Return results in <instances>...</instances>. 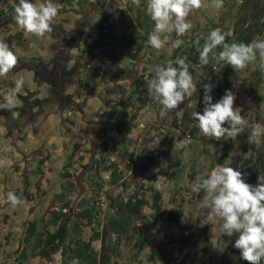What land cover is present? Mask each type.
Returning a JSON list of instances; mask_svg holds the SVG:
<instances>
[{
	"label": "crops",
	"instance_id": "1",
	"mask_svg": "<svg viewBox=\"0 0 264 264\" xmlns=\"http://www.w3.org/2000/svg\"><path fill=\"white\" fill-rule=\"evenodd\" d=\"M53 2L59 9L52 25L53 31L44 38H38L21 31L16 22L10 20L9 8L14 0H0V18H3L0 19V39L18 55L17 66L7 77H0V90L5 89L6 84L14 86L13 81L18 76L25 78L24 89L18 94V106L12 112L0 107V125L4 128L3 136H0V160L4 161L0 166V264H60V251L47 258L39 255L42 232L53 231L56 227L52 223L53 212L67 205L69 214L73 215L83 206V201H90L94 195L93 181L103 182L100 193L112 196L118 193L117 184L109 182V172L94 175L95 160L101 156L99 149L103 150L102 156L110 159L118 158V151L123 152L124 149L133 151L135 155H152L154 150H158L155 165L150 167L145 177L136 176L135 182L153 184L155 189L160 190L166 209L183 199L184 214L193 219L191 228L198 231L202 228L200 215L203 214L202 211L199 213V201L205 194L197 198L192 186L198 175L205 176L213 168L212 153L218 147L215 146L216 140L205 137L196 125L190 126L193 130L191 134L180 136L179 130L170 125L172 117L178 112H169L170 119L161 117L162 106L154 103L152 94L147 91L149 73L172 59L173 49L166 45L157 53L146 44L134 60L124 58L118 52L122 39L129 44L126 51H134L131 43L136 38L147 42L154 28V22L146 12L147 0H140L139 7L132 0ZM246 2L224 0L219 10L206 2L189 15L193 28L185 35L187 38H181L183 44L197 34L207 35L214 28L229 33L231 28L234 29ZM105 13H111L107 22L103 20ZM106 24L108 26L102 28ZM169 35L175 37L174 33ZM71 37L73 40L69 41ZM91 51L103 53V57L92 58L89 56ZM100 57L106 60L104 64ZM82 64H91L92 68L101 66L98 76L92 78L97 91L77 87L74 82L73 79L83 69ZM140 75L146 81L147 101L132 122L131 129L119 134L112 128L119 119L118 115L115 120L109 117L111 105L116 99L110 91L117 92L115 88L119 85V91L129 92ZM260 75L264 77V73ZM28 80L43 83L44 94L39 97V90L30 88ZM101 86L103 89L100 90ZM61 87L62 97H59L57 90ZM27 96L36 100L34 108L29 110L23 105ZM91 97L100 100L107 110L105 114L89 109ZM14 109L17 110L14 112ZM139 122H143L145 127H139ZM55 138L59 139L58 143ZM181 141L186 142V147L179 149L175 145ZM113 146L118 151H111ZM162 149L165 151L161 152ZM76 155L79 160L75 167ZM11 170L14 171L13 178L9 176ZM134 186L135 183H132L130 189ZM8 191L15 192L24 204L12 207L6 203L5 194ZM159 221L163 220L154 219L152 224V230L158 235L151 246L157 247H144L142 252L147 248L155 252L170 237L179 233L169 222ZM31 224L35 227L33 235L27 233ZM92 234L89 226L83 227V238L88 239ZM96 242L100 244L97 238Z\"/></svg>",
	"mask_w": 264,
	"mask_h": 264
},
{
	"label": "trees",
	"instance_id": "2",
	"mask_svg": "<svg viewBox=\"0 0 264 264\" xmlns=\"http://www.w3.org/2000/svg\"><path fill=\"white\" fill-rule=\"evenodd\" d=\"M110 1L112 2V0ZM14 3H18V0H14ZM12 5L9 8V18L11 21H15L13 18L15 13ZM263 15L264 6L253 3L249 16L246 19L241 17L236 21V28L233 29V35H228L226 42L234 41L248 43L257 36H264ZM110 17L111 13H105L103 20L107 22ZM107 26V24L103 25L102 28ZM224 32H227V30ZM185 37L187 38V36ZM195 38L196 37L193 36V38H190L189 42L182 44L178 49H174L172 60L175 61L177 58H186V62L190 65H197L199 63V51L193 43ZM68 40L70 41L73 39L71 37ZM131 44L134 46V51H126L129 44L122 39L121 46L118 50L119 55L129 60H134L144 49L147 42L136 38ZM202 44L203 41H201V45ZM219 50V48L216 49V51ZM102 55L103 53L99 54L93 51L89 53V56L92 58ZM102 57L100 58L102 64H104L106 60ZM213 65H216V70L213 69ZM82 68L85 69L86 64H82ZM101 69V66H94L89 76L91 78L97 77ZM190 72L193 77L198 74L201 80L196 91L193 93V102L185 106L180 115H174L170 122L173 128L179 130L180 136H185L187 133L191 134L193 132L190 126L196 125V121L191 117L192 111L203 112V84L211 83L214 86L211 95L213 97V103H215L219 100L215 92L221 91V93H224L229 82L241 73L233 70L231 66L224 63H209L199 70L195 67H190ZM254 72L257 78L260 79V70L255 68ZM80 75L81 73L76 79H73L77 87L78 85L79 87L83 85L80 82ZM145 87L146 81L144 80V76L140 75L135 79L134 86L129 92L120 91L117 93L115 91L118 96L111 105L112 109L109 115L110 119L113 120H115L118 115L119 119L116 125L112 127L115 132L125 134L131 129L132 122L147 101L148 94ZM255 90L256 87L253 86L250 92ZM62 91V87L58 88L57 93L59 97H62ZM30 98V96H27V99L23 101L26 110L32 109L35 106L36 100ZM65 99H67V96H65ZM72 106H74V104ZM194 129L196 128L194 127ZM220 140L216 142L220 143ZM212 141L215 140L212 139ZM252 146L253 152L249 157L232 155L231 161L227 165L240 170L245 182L255 185L257 177L260 174L264 175V138L259 147L256 146L255 143ZM105 147L107 148V144ZM111 151L118 150L113 146ZM163 151L165 150L162 149L161 152ZM99 152L101 156L97 157L95 160L94 175L100 176L102 172H109V182L115 185L123 177L119 165L126 158L132 161L133 175L122 179V191L116 193L114 196H112V194L106 195L108 205L104 217L102 218L100 217V210L95 203L94 197H91L90 201H83V206L73 215L69 214L67 205L63 209L60 208L59 211H54L51 218L52 223H55L56 227L53 231L44 230L42 232L40 240L42 243V250L39 252V255L42 258H47L51 254L60 251V264H119L117 258L119 257L120 247H122L123 242L126 241L128 235L133 231L135 223L141 219L145 221L136 231L132 244L136 253H140L145 246L151 245L156 241L158 232L152 230V224L154 219H159L169 222V224L179 230V233L169 242L160 245L157 252L161 255L163 260L170 262H176L177 259L183 257V259L178 262L179 264H186L187 257L184 253L182 254V251L186 246L196 244L195 239L198 232L191 228L193 219L186 217L184 214V200L180 199V201L175 203L174 207L166 209L163 207V193L160 190L155 189L153 184L144 185L138 181L135 182L136 176L145 177L147 175L148 170L155 165L156 158L158 157L151 154L147 155L146 153H137L135 155L133 151L124 149L123 152L118 151L117 159L110 160L102 156L103 150L99 149ZM224 156H226V153L218 162L222 163ZM213 166L214 164L211 167ZM132 183H135V186L130 189ZM92 184L95 186L92 193L98 196L103 187V182L93 181ZM203 194L205 193L201 191L195 193L194 196L198 198ZM85 203L87 204L84 205ZM145 206H148L150 209L147 215L143 211ZM152 217L154 218L151 221ZM71 221L72 223H70ZM85 226H89L91 231H93V234L88 239L82 237L83 227ZM30 227L27 233L33 235L35 227L32 226V224ZM206 232L207 230L203 229L202 235L205 240L204 252L209 251L214 246V243L210 241ZM96 238L100 241L98 249L92 244ZM235 239V235L233 237H227L221 234V239L217 244L220 246L224 245L225 249L221 253L220 264H248L247 261L241 258L240 251L233 247ZM172 243L176 245V247H168V245ZM22 257H24V255ZM261 264H264V261H262Z\"/></svg>",
	"mask_w": 264,
	"mask_h": 264
},
{
	"label": "clouds",
	"instance_id": "3",
	"mask_svg": "<svg viewBox=\"0 0 264 264\" xmlns=\"http://www.w3.org/2000/svg\"><path fill=\"white\" fill-rule=\"evenodd\" d=\"M132 2L140 6V0ZM206 2L216 10L224 4V0H147L146 12L154 22V28L147 37V45L157 53L166 45L173 50L180 48L184 43L181 38L193 28L189 15ZM12 6L15 13L13 18L21 31L38 38H44L53 31L52 25L59 13L53 0H18ZM171 33L175 34L174 38L170 37ZM228 35L221 28H214L207 35L197 34L193 41L199 51L197 65H190L186 58H177L175 61L168 59L149 73L147 91L152 94V101L162 106L161 117L178 109L186 100L189 101L196 91L197 84L190 67L199 70L209 63H224L242 72L249 64H256L260 72L264 73V38L257 36L248 43L226 42ZM218 48L220 50L216 51ZM17 63V53L0 39V77H7ZM24 85V76L14 79V87L3 96L5 108L18 106V94L23 91ZM213 87L211 83L203 84V112L194 110L191 117L205 137L215 140L234 138L244 131L247 121L240 114V108H234L236 96L233 91L226 89L223 96L213 103ZM261 90H264V85ZM262 135L264 123L257 122L248 134V143L256 142ZM175 146L185 148L186 142L181 141ZM3 163L0 161V165ZM192 190L205 193L199 201V207L206 210L209 224L219 223L223 236H236L233 247L240 251L241 258L248 264H261L264 261V175L260 174L257 183L252 185L245 182L240 170L227 164L217 165L207 176L198 175ZM5 201L12 207L24 204L13 191L6 192Z\"/></svg>",
	"mask_w": 264,
	"mask_h": 264
},
{
	"label": "rangeland",
	"instance_id": "4",
	"mask_svg": "<svg viewBox=\"0 0 264 264\" xmlns=\"http://www.w3.org/2000/svg\"><path fill=\"white\" fill-rule=\"evenodd\" d=\"M253 3H257L258 5L264 6V0H247V2L245 3L246 5L244 6V9L240 11L239 18L242 17L243 19H246L249 16ZM234 28H236V26ZM230 32L229 33L233 35L232 28L230 29ZM261 38H264V36H262ZM118 62L121 63V60H118ZM254 68H258L256 64H249L246 70L242 71L237 77H235V79L229 82V85L226 88V89L232 90L233 93L235 94L236 100L234 101V108H237V107L240 108V114L247 121V124L244 128V131L238 134L236 137L222 138L220 140L221 141L220 143H217L216 142L217 140L215 141L216 142L215 146L218 145V147L213 153L217 152L219 157L215 158V156L212 155V157L214 158V164L215 163H219L220 165L228 164L231 161L232 155H241L243 157H249L251 153L253 152L252 145L255 143V145L259 147L262 143L264 135L259 137L257 141L254 143H248V140H247L248 134L251 131L252 126L255 125L257 122L264 123V90H261V86L262 84H264V77L263 75H260V79L257 78V75L254 72ZM106 76L107 75L105 74L104 77ZM193 79H194V82L197 84L196 87H198L200 84L201 77H199V75L197 74L193 77ZM93 80L94 79H92L90 76H86L85 84L80 87L84 86L87 88V90L90 89L92 91H97V89H95L96 87H95V84L93 83ZM28 82H29L30 88L39 90V92L37 93L39 94V97L44 94L43 93L44 92L43 83L41 84L31 83L29 80ZM252 85L256 87V90L250 92L249 88ZM6 86L7 87H5V89L0 90V93L3 94L2 96L0 95V107H3V108H5L4 107L5 101L3 99L4 94H6L11 88L14 87V86L12 87L8 86L7 84ZM116 87L119 88V85H117ZM118 88H115V90H117V92H120ZM99 89L100 90L103 89L102 86ZM111 93L117 99L118 94L113 91H110V94ZM215 93L218 99H220L224 94V93H221V91H218ZM192 99H193V96L190 98L189 101L186 100L185 102H183L177 110H173V114L174 112H178L177 114H180L182 111V108L189 105ZM88 105H89V109L94 110L96 113L100 112V114L101 113L105 114V112H107L106 108L101 104L100 100L97 98L91 97ZM15 110L17 109H14V112ZM10 112H12V109H10ZM166 117L170 119L171 115L170 116L166 115ZM225 126L227 127V125ZM3 130H4L3 126L0 125V136H3ZM54 140L56 143L59 142V139L57 138H55ZM225 153H226V156L223 157V162L222 163L218 162ZM0 157H1V152H0ZM76 164L77 163L74 164L75 167H76ZM7 167L8 166H6L5 168ZM23 168L24 167L22 165L21 172H23ZM13 173L14 171L11 170L9 173L10 178L14 177ZM256 183H257V180H256ZM203 210L199 208V213L201 211H202L201 213H203L202 215H200V218L202 219V221H200V225L202 228H200L197 231L198 233L195 239L196 244L186 246V248H184V250L182 251V254L184 253L185 256L187 257L186 264H220L221 253L225 249L224 245L220 246L217 244V242H219V240L221 239L220 224L219 223L209 224V222L207 221V216L205 214L206 212H203ZM143 211L147 215L149 214L150 209L148 206H145L143 208ZM144 222L145 221L141 219L135 223V227L133 231L131 232V234L128 235L126 241L123 242L122 247H120L119 257L117 258L119 264H179L178 261L183 259V257L182 258L180 257V259H177L176 262L165 261L162 259L161 255L157 252V250L153 252L152 250L148 251L149 248H147L144 252L136 253L135 249L132 247V244L134 242L136 231ZM162 222L163 221H159V223H162ZM203 223L204 225H202ZM203 229L207 230L206 234L208 238L210 239V241L214 243V246L207 252H204L203 250L204 245H205V240L202 235ZM177 232L179 231L177 230ZM175 235L173 236L174 238L176 237ZM173 237H170L169 240H167V242L172 240ZM1 239L2 238H1V232H0V240ZM92 244L94 247L95 246L99 247L98 242H96L95 244L93 241ZM145 247H157V246L147 245ZM168 247H176V245H173L172 243L168 245Z\"/></svg>",
	"mask_w": 264,
	"mask_h": 264
},
{
	"label": "built area",
	"instance_id": "5",
	"mask_svg": "<svg viewBox=\"0 0 264 264\" xmlns=\"http://www.w3.org/2000/svg\"><path fill=\"white\" fill-rule=\"evenodd\" d=\"M213 69H216V65H213ZM80 73H81V75L79 77L80 78V82H81V84H85L86 76H89L92 73V66H91V64H87L86 65V68L83 69L82 72H80ZM138 126L141 127V128H144L145 127V125L143 124V122H139L138 123ZM157 154H158V150H154L153 153H152V155H157ZM213 155L215 156V158H218L219 157L217 152L213 153ZM115 159H117V158H112L110 160H115ZM78 160H79V156L76 155L75 158H74L75 163L78 162ZM217 165H220V164L219 163H216L213 166V168H211V170L209 171V174H210V172L213 169H215L217 167ZM119 169L123 173L122 179L127 178V177H130L131 175H133L132 161H131V159H129V158L124 159V161H122L120 163ZM122 179L116 183L117 184L116 185V191L117 192L122 191ZM162 184H161V187L163 186ZM91 197H94L95 198V203H96L97 207L100 210V217H104V213L106 212L107 205H108L107 196L104 193H99L98 196L93 195Z\"/></svg>",
	"mask_w": 264,
	"mask_h": 264
}]
</instances>
